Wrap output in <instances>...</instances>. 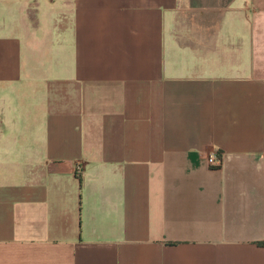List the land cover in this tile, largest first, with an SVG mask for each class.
Segmentation results:
<instances>
[{"label":"crops","instance_id":"1","mask_svg":"<svg viewBox=\"0 0 264 264\" xmlns=\"http://www.w3.org/2000/svg\"><path fill=\"white\" fill-rule=\"evenodd\" d=\"M2 8L0 264H264V0Z\"/></svg>","mask_w":264,"mask_h":264},{"label":"rangeland","instance_id":"2","mask_svg":"<svg viewBox=\"0 0 264 264\" xmlns=\"http://www.w3.org/2000/svg\"><path fill=\"white\" fill-rule=\"evenodd\" d=\"M185 11L183 22L198 36L214 32L218 24L219 9L224 0H183ZM212 8V9H211ZM63 9H14L2 8L0 15L11 19L16 16L45 17L63 13Z\"/></svg>","mask_w":264,"mask_h":264},{"label":"built area","instance_id":"3","mask_svg":"<svg viewBox=\"0 0 264 264\" xmlns=\"http://www.w3.org/2000/svg\"><path fill=\"white\" fill-rule=\"evenodd\" d=\"M201 154L205 157L207 164L211 167H217L221 162V155L216 152L202 151Z\"/></svg>","mask_w":264,"mask_h":264}]
</instances>
